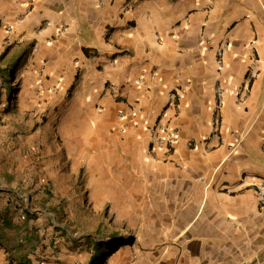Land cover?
<instances>
[{"label":"crops","instance_id":"obj_1","mask_svg":"<svg viewBox=\"0 0 264 264\" xmlns=\"http://www.w3.org/2000/svg\"><path fill=\"white\" fill-rule=\"evenodd\" d=\"M0 23L43 70L27 88L30 118L0 124V232L11 226L17 178L40 158L30 146L25 159L33 158L15 162L9 147L66 96L88 110V133L104 149L87 162L91 181L103 197L128 187L113 208L137 245L106 255L111 243L93 239L87 264H109L110 255L121 256L112 264H264L255 193L264 180V0H0ZM158 122L177 132L171 152L152 142ZM135 173L147 199L133 218Z\"/></svg>","mask_w":264,"mask_h":264},{"label":"rangeland","instance_id":"obj_2","mask_svg":"<svg viewBox=\"0 0 264 264\" xmlns=\"http://www.w3.org/2000/svg\"><path fill=\"white\" fill-rule=\"evenodd\" d=\"M6 31L0 23V124L17 127L31 116L26 108L31 76L37 79L43 70L33 68L29 55L23 53L22 43L12 42L14 33ZM10 69L11 74H7ZM78 107L79 104L66 96L62 102H48L35 122L36 129L19 128L18 140L9 147V157L15 162L33 158L28 155L30 157L25 159V151L30 146L35 149H30L33 156L40 158L33 169H24L26 177L19 176L17 186L12 188L14 192L9 193L13 198V210H9L11 226L0 232V264H19L23 258L27 259L26 264H87L93 239L111 243L102 245L101 254L109 249L106 255L120 249L121 255L134 252L137 246L136 237L125 229L129 220L122 213L123 209L113 208L114 201H124L127 185L120 192L109 189L103 197L91 181L87 162L104 149L95 138L91 140L95 136L88 133L89 126L94 125L93 118H88L86 108L80 111ZM16 168L13 166L12 170ZM135 175L140 180H135V186H131L135 196L128 199L133 218L141 215L147 199L143 176ZM40 177H45L48 186L39 183ZM0 178V192H4L7 184L2 178L6 177ZM120 179L125 182L123 176ZM132 179H128V186ZM36 184L48 190H40ZM34 209L38 210L30 218L26 216L24 222L19 220L24 211ZM47 211L49 214L43 216ZM119 257L110 255L106 260L112 264L113 259Z\"/></svg>","mask_w":264,"mask_h":264},{"label":"built area","instance_id":"obj_3","mask_svg":"<svg viewBox=\"0 0 264 264\" xmlns=\"http://www.w3.org/2000/svg\"><path fill=\"white\" fill-rule=\"evenodd\" d=\"M7 29H9V27ZM216 54L218 57L217 61L220 63L223 55V47H219ZM175 99L176 96L171 95L170 101L176 107L177 111H179V108H177V106L175 105ZM216 114L217 113H215V118L211 123L214 132H216L221 125V121L216 117ZM150 133L152 136V142L155 143L159 148L164 149L165 152L172 151L177 139V132L175 128L169 126V124L165 125L158 122L151 128ZM255 193L259 207H264V180L256 185Z\"/></svg>","mask_w":264,"mask_h":264},{"label":"trees","instance_id":"obj_4","mask_svg":"<svg viewBox=\"0 0 264 264\" xmlns=\"http://www.w3.org/2000/svg\"><path fill=\"white\" fill-rule=\"evenodd\" d=\"M7 74H11V69L7 71ZM25 262H28L27 259L23 258V262H20L19 264H26Z\"/></svg>","mask_w":264,"mask_h":264}]
</instances>
